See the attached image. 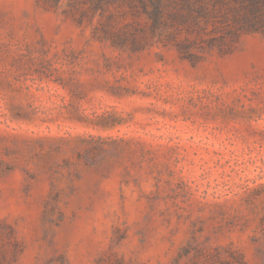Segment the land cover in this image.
Segmentation results:
<instances>
[{"label":"rangeland","instance_id":"374dc122","mask_svg":"<svg viewBox=\"0 0 264 264\" xmlns=\"http://www.w3.org/2000/svg\"><path fill=\"white\" fill-rule=\"evenodd\" d=\"M90 1L0 0V264H264V4Z\"/></svg>","mask_w":264,"mask_h":264},{"label":"trees","instance_id":"16d2710c","mask_svg":"<svg viewBox=\"0 0 264 264\" xmlns=\"http://www.w3.org/2000/svg\"><path fill=\"white\" fill-rule=\"evenodd\" d=\"M111 0H91L93 9H102L104 5ZM264 4V0H239V7L236 9L234 15V23L239 29H259V25L263 19L261 5ZM187 14L182 15V23H190L191 25L197 24V18L204 15L205 9L201 4L187 5ZM159 8L155 4L154 10L150 13L152 18V27H157L159 23ZM179 48L182 51H186L187 44L179 43Z\"/></svg>","mask_w":264,"mask_h":264}]
</instances>
